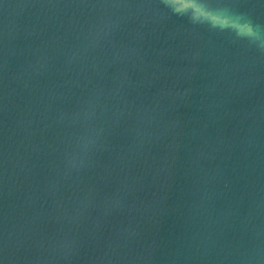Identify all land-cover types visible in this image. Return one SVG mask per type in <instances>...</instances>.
I'll return each instance as SVG.
<instances>
[{
	"label": "clouds",
	"instance_id": "clouds-1",
	"mask_svg": "<svg viewBox=\"0 0 264 264\" xmlns=\"http://www.w3.org/2000/svg\"><path fill=\"white\" fill-rule=\"evenodd\" d=\"M171 13L186 17L194 25L207 26L221 32H231L238 39L247 40L250 45L264 50V29L254 25L242 15L231 13L227 8L216 6L212 0H162Z\"/></svg>",
	"mask_w": 264,
	"mask_h": 264
},
{
	"label": "water",
	"instance_id": "water-1",
	"mask_svg": "<svg viewBox=\"0 0 264 264\" xmlns=\"http://www.w3.org/2000/svg\"><path fill=\"white\" fill-rule=\"evenodd\" d=\"M6 2H7V0H0V11L3 8V6L5 5Z\"/></svg>",
	"mask_w": 264,
	"mask_h": 264
}]
</instances>
